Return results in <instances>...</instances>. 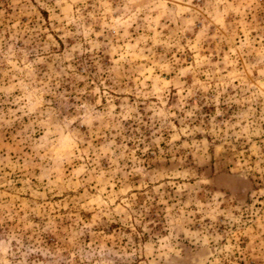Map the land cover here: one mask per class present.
<instances>
[{
    "label": "rangeland",
    "instance_id": "rangeland-1",
    "mask_svg": "<svg viewBox=\"0 0 264 264\" xmlns=\"http://www.w3.org/2000/svg\"><path fill=\"white\" fill-rule=\"evenodd\" d=\"M0 264H264V0H0Z\"/></svg>",
    "mask_w": 264,
    "mask_h": 264
}]
</instances>
